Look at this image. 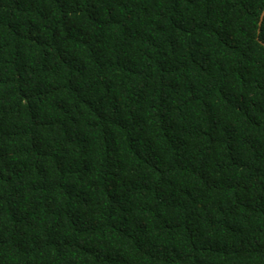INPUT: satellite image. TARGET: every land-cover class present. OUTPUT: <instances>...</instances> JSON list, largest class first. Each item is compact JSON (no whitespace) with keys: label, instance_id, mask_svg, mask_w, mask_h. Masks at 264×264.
I'll return each instance as SVG.
<instances>
[{"label":"trees","instance_id":"trees-1","mask_svg":"<svg viewBox=\"0 0 264 264\" xmlns=\"http://www.w3.org/2000/svg\"><path fill=\"white\" fill-rule=\"evenodd\" d=\"M263 10L0 0V264H264Z\"/></svg>","mask_w":264,"mask_h":264},{"label":"water","instance_id":"water-1","mask_svg":"<svg viewBox=\"0 0 264 264\" xmlns=\"http://www.w3.org/2000/svg\"><path fill=\"white\" fill-rule=\"evenodd\" d=\"M263 15H264V10L261 13L260 21L262 20ZM260 21H259V23H260Z\"/></svg>","mask_w":264,"mask_h":264}]
</instances>
